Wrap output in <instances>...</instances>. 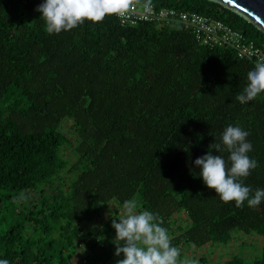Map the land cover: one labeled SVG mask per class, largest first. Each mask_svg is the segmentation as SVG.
<instances>
[{"label": "trees", "instance_id": "1", "mask_svg": "<svg viewBox=\"0 0 264 264\" xmlns=\"http://www.w3.org/2000/svg\"><path fill=\"white\" fill-rule=\"evenodd\" d=\"M41 2L0 0V258L73 264L78 253V264H116L117 211L89 225L133 198L160 215L178 260L203 251L199 264H264V201H222L193 163L225 126L240 124L258 161L244 183L264 187V92L237 99L254 65L198 45L180 26H121L109 14L49 33ZM131 2L218 19L264 54L262 31L227 7ZM253 236L262 244L249 245L252 259L234 251L207 259L206 247Z\"/></svg>", "mask_w": 264, "mask_h": 264}, {"label": "clouds", "instance_id": "2", "mask_svg": "<svg viewBox=\"0 0 264 264\" xmlns=\"http://www.w3.org/2000/svg\"><path fill=\"white\" fill-rule=\"evenodd\" d=\"M129 0H42L36 10L45 21L49 33L70 30L86 19L100 21L107 14L123 15ZM246 84L237 94L240 102H247L264 92V61H257L247 72ZM249 131L240 124H228L211 144V150L195 158L194 165L204 185L214 189L222 201H235L239 206H257L264 201V187L253 189L243 178L258 165L249 153L252 142ZM227 152L225 158L223 155ZM122 214L111 221L115 229V254H123L116 264H199L198 259L178 260L180 250L171 243L168 229L160 215L141 209L133 198L122 202ZM0 264H10L0 258Z\"/></svg>", "mask_w": 264, "mask_h": 264}, {"label": "built area", "instance_id": "3", "mask_svg": "<svg viewBox=\"0 0 264 264\" xmlns=\"http://www.w3.org/2000/svg\"><path fill=\"white\" fill-rule=\"evenodd\" d=\"M109 15L116 18L121 26L131 27L139 23L180 26L188 30L202 47L230 48L238 59L247 60L253 65L257 61H264V54L253 40L209 16L175 8H156L145 2H131L123 15Z\"/></svg>", "mask_w": 264, "mask_h": 264}, {"label": "rangeland", "instance_id": "4", "mask_svg": "<svg viewBox=\"0 0 264 264\" xmlns=\"http://www.w3.org/2000/svg\"><path fill=\"white\" fill-rule=\"evenodd\" d=\"M70 122H66L64 125H63V130L65 131V134L69 137V138H72L73 137V132L70 131ZM65 157L68 158L70 161L73 160L71 154L66 151L65 153ZM136 200V199H135ZM114 211H117L114 212ZM113 212L117 214V216H119L120 214H122V211L120 209H118L116 207V205L112 204L110 205L108 208H106L103 213H102V216L96 221V222H93L89 225V227L91 229H94L96 228L99 224L97 222H102L103 219H106L109 215H113ZM98 224V225H97ZM259 242V243H258ZM244 243L245 246H241V244ZM262 242H260V240L258 239L257 236H253L251 238H242L241 240H238V241H234L232 243H230L228 246L226 247H221V248H218V250H209V248L206 247V250L205 252L206 253H209V255L207 256L208 260L209 261H218L217 263H221L224 261V259H226V255H228L230 252L234 251V252H238V253H241L242 256L244 257H247V258H250L252 259V257L254 255H256V251H253L251 250L252 247H249V245H252V246H261ZM236 248V249H235ZM188 251V250H187ZM225 254V255H224ZM191 255V253H190ZM193 257L195 259H197L199 256H202V255H205L203 251H199V253L197 254H192ZM224 255L222 258L221 256ZM75 259L73 261V264H78V260L80 259V255L77 253L75 255ZM185 258V257H184ZM218 259V260H217ZM76 261V262H75ZM81 262V261H80ZM251 263V261H249ZM249 263V264H250ZM214 264V263H212Z\"/></svg>", "mask_w": 264, "mask_h": 264}, {"label": "water", "instance_id": "5", "mask_svg": "<svg viewBox=\"0 0 264 264\" xmlns=\"http://www.w3.org/2000/svg\"><path fill=\"white\" fill-rule=\"evenodd\" d=\"M232 10L236 15L250 21L264 34V0H206Z\"/></svg>", "mask_w": 264, "mask_h": 264}]
</instances>
